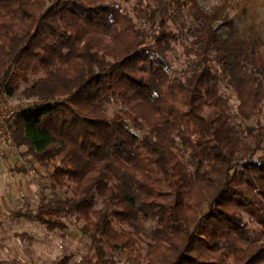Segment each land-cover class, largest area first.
Listing matches in <instances>:
<instances>
[{"label":"trees","instance_id":"1","mask_svg":"<svg viewBox=\"0 0 264 264\" xmlns=\"http://www.w3.org/2000/svg\"><path fill=\"white\" fill-rule=\"evenodd\" d=\"M220 17L197 0H0V91L39 101L9 144L51 193L13 217L77 224L74 264H264V42Z\"/></svg>","mask_w":264,"mask_h":264},{"label":"rangeland","instance_id":"2","mask_svg":"<svg viewBox=\"0 0 264 264\" xmlns=\"http://www.w3.org/2000/svg\"><path fill=\"white\" fill-rule=\"evenodd\" d=\"M197 2L204 10L218 9L221 17L217 24H221L224 16L228 15L235 30L257 36L264 42V0ZM180 60L181 57L177 56L175 64ZM7 100L20 106L39 103L34 97L19 96L18 91ZM20 149L12 148L9 142L0 146L3 151L0 155V264H52L63 255L69 256V264H74L88 251L77 224L72 225L63 219L66 228L48 229L37 221L13 217L16 210L35 208L42 197L51 195L44 187L47 184L45 168L22 158ZM56 192L60 197L70 195V191L65 189H57Z\"/></svg>","mask_w":264,"mask_h":264},{"label":"built area","instance_id":"3","mask_svg":"<svg viewBox=\"0 0 264 264\" xmlns=\"http://www.w3.org/2000/svg\"><path fill=\"white\" fill-rule=\"evenodd\" d=\"M26 107L9 102L4 92L0 91V146L11 140L12 124L19 111Z\"/></svg>","mask_w":264,"mask_h":264},{"label":"crops","instance_id":"4","mask_svg":"<svg viewBox=\"0 0 264 264\" xmlns=\"http://www.w3.org/2000/svg\"><path fill=\"white\" fill-rule=\"evenodd\" d=\"M1 154H3V151H2V150H0V155H1ZM1 157H3V156H1ZM16 171H19V170L16 169ZM18 210H22V209H18ZM18 210H16V212H17ZM24 219H25V218H24ZM28 220H29V219H28Z\"/></svg>","mask_w":264,"mask_h":264}]
</instances>
